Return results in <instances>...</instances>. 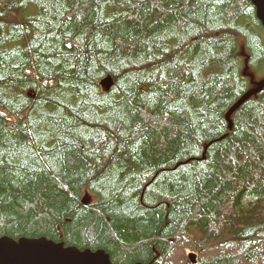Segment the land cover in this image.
Masks as SVG:
<instances>
[{"label": "trees", "instance_id": "obj_1", "mask_svg": "<svg viewBox=\"0 0 264 264\" xmlns=\"http://www.w3.org/2000/svg\"><path fill=\"white\" fill-rule=\"evenodd\" d=\"M260 62L250 0H0V239L264 264Z\"/></svg>", "mask_w": 264, "mask_h": 264}, {"label": "water", "instance_id": "obj_2", "mask_svg": "<svg viewBox=\"0 0 264 264\" xmlns=\"http://www.w3.org/2000/svg\"><path fill=\"white\" fill-rule=\"evenodd\" d=\"M255 9L256 19L264 28V0H250ZM100 86L107 92L112 86L110 77H106ZM264 89V80L256 83L255 88L247 91L230 108L226 115V121L230 124V116L238 110L252 96ZM86 205L88 198L86 195L81 200ZM188 259L195 263V256L190 254ZM0 264H112L109 256L104 251H84L76 248H64L62 244H55L44 238L28 240L21 239L17 242L8 239H0Z\"/></svg>", "mask_w": 264, "mask_h": 264}, {"label": "rangeland", "instance_id": "obj_3", "mask_svg": "<svg viewBox=\"0 0 264 264\" xmlns=\"http://www.w3.org/2000/svg\"><path fill=\"white\" fill-rule=\"evenodd\" d=\"M259 68H260V70H262L263 71V73H264V63H262V62H260V65H259ZM260 80H262V78H255V81L257 82V81H260ZM87 196V195H86ZM88 197V196H87ZM88 201H89V198H88Z\"/></svg>", "mask_w": 264, "mask_h": 264}, {"label": "bare ground", "instance_id": "obj_4", "mask_svg": "<svg viewBox=\"0 0 264 264\" xmlns=\"http://www.w3.org/2000/svg\"><path fill=\"white\" fill-rule=\"evenodd\" d=\"M88 198V197H87ZM190 261V260H189ZM192 264V263H191Z\"/></svg>", "mask_w": 264, "mask_h": 264}]
</instances>
